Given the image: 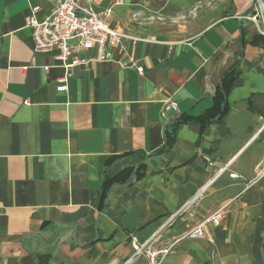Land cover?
<instances>
[{"label":"crops","instance_id":"crops-1","mask_svg":"<svg viewBox=\"0 0 264 264\" xmlns=\"http://www.w3.org/2000/svg\"><path fill=\"white\" fill-rule=\"evenodd\" d=\"M223 1L207 21L201 10L212 0H92L113 28L139 38L126 43L136 64L121 67L113 52L72 68L57 92L64 71L52 53L33 51L26 27L33 8L41 20L55 0H0V264H123L132 241L202 186L173 233L219 209L224 220L164 264H264V178L247 186L264 154V39L248 20L253 0ZM235 63L225 114L178 125L168 151L154 156L171 121L212 107ZM167 101L177 110L164 111ZM143 163V175L126 186L130 171L104 205L103 181Z\"/></svg>","mask_w":264,"mask_h":264},{"label":"built area","instance_id":"built-area-1","mask_svg":"<svg viewBox=\"0 0 264 264\" xmlns=\"http://www.w3.org/2000/svg\"><path fill=\"white\" fill-rule=\"evenodd\" d=\"M55 8L43 19L37 20L34 14L37 8L31 10V16L26 22L33 41V51L52 53L64 74L57 80L56 91H66L70 70L77 65H87L90 62L111 60L112 53L120 56L118 63L123 68L135 66V59L128 51L126 43L134 46L139 38L131 36L110 25V11L96 12L92 0H55ZM248 20L255 23L258 31L264 37V0H253V14ZM93 52V56L80 59V55ZM138 74L143 73L142 67H136ZM176 111V104L167 101L164 111ZM226 168H222L225 171ZM229 178H237L229 174ZM264 178V154L253 167V178L247 182L251 187ZM207 186L199 188L185 202L177 213L168 216L159 228L142 242L132 241V254L123 264H135L143 259L144 264H164L165 259L173 254L177 247L186 240H203L207 237L206 226H219L224 220L221 209L199 224L188 227L180 233H173L176 221L184 214H190L191 209L205 193Z\"/></svg>","mask_w":264,"mask_h":264},{"label":"trees","instance_id":"trees-1","mask_svg":"<svg viewBox=\"0 0 264 264\" xmlns=\"http://www.w3.org/2000/svg\"><path fill=\"white\" fill-rule=\"evenodd\" d=\"M251 11V10H250ZM248 11L247 13H249ZM256 38H262V36H257ZM251 44L254 43V41L250 42ZM242 45H244V42L242 41ZM237 63H235L233 66L229 68V70L222 76L219 84L216 86L214 96H213V105L211 108L205 110L203 113H201L197 117H191V116H180L176 118L175 120L171 121L164 129L163 131V147L160 152L156 155H162L168 151L170 148L172 142H173V134L178 125H196L199 127H204L208 123H211L213 121L219 120L226 112L227 110V104H226V98L229 91V88L232 84V81L235 78V70H236ZM153 156V157H154ZM132 172L133 174V181H131L126 186L132 185L136 180H138L142 175L144 171V163L139 165L137 168H134L133 170H126L116 177L112 179H105L101 185L102 187V200L103 204H107V197L108 192L114 185H122L123 180L129 176V172Z\"/></svg>","mask_w":264,"mask_h":264},{"label":"rangeland","instance_id":"rangeland-1","mask_svg":"<svg viewBox=\"0 0 264 264\" xmlns=\"http://www.w3.org/2000/svg\"><path fill=\"white\" fill-rule=\"evenodd\" d=\"M214 2L208 3L206 8H203L201 10L202 16H205L207 18V21H212L213 19H216L217 16H219L222 12V10L217 9L216 2H224L223 0H212Z\"/></svg>","mask_w":264,"mask_h":264}]
</instances>
